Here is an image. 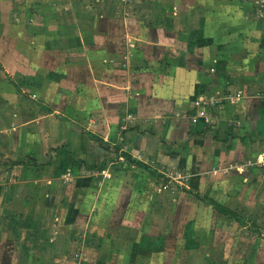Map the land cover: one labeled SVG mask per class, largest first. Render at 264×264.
Returning a JSON list of instances; mask_svg holds the SVG:
<instances>
[{
	"label": "crops",
	"instance_id": "0c3cea01",
	"mask_svg": "<svg viewBox=\"0 0 264 264\" xmlns=\"http://www.w3.org/2000/svg\"><path fill=\"white\" fill-rule=\"evenodd\" d=\"M263 6L264 0H0V106L10 110L0 123L8 114L18 122L2 132L6 141L0 137V168L31 178L45 170L40 180L56 183L54 171L99 172L86 166L121 164L126 158L117 152L129 154L187 177L169 192L177 196L169 212L178 213L176 229L196 203L208 206L192 190L216 175L228 189L230 178L242 177L235 199L259 205L264 186L255 177L264 168L253 166L264 154ZM26 91L32 95L24 98ZM128 163L132 177L150 172ZM78 177L79 185L87 180ZM32 180L38 183L14 184ZM30 198L16 190L5 202L24 211L38 202ZM164 203L158 211L167 214ZM238 214L243 222L260 216L252 207Z\"/></svg>",
	"mask_w": 264,
	"mask_h": 264
},
{
	"label": "rangeland",
	"instance_id": "374dc122",
	"mask_svg": "<svg viewBox=\"0 0 264 264\" xmlns=\"http://www.w3.org/2000/svg\"><path fill=\"white\" fill-rule=\"evenodd\" d=\"M258 13H263L264 18V6ZM27 82L25 78L23 84L29 85ZM22 95L27 98L32 93L26 91ZM3 111L10 110L0 106V115ZM11 121L8 114L7 122L0 123V137L4 136V131H13L18 122ZM27 121L24 119L23 128ZM47 127L45 122L44 128ZM44 141L45 147H50V141ZM117 156L124 157L121 152H117ZM123 160L114 165L103 162L98 165L99 172L79 174L74 167L73 171L64 170L62 174L54 171L58 178L56 183L40 180L45 170L37 171L35 178L21 170L24 177L20 179L21 175L16 177L15 173L7 172L8 167L0 168V264H264V200H261L264 187L258 189L259 205L255 201L247 205L235 199L241 193L243 178L240 176L230 178V189L225 186H228L226 181H221L223 176L211 177L214 180L209 186L200 182L192 193L203 198L202 202L209 207L196 203L195 213L186 219L184 226L181 224L176 229L178 213L176 217L170 216L174 211L169 213L177 197L172 187L180 188L187 177L179 172H160L152 168L148 173L138 170L132 177L131 170L125 174L129 161ZM108 167H120L124 172L115 174ZM254 167L264 168L260 163ZM79 175L87 179L82 185L78 183ZM30 179L38 183L32 180V187L25 182L14 184ZM256 179L264 186V175ZM156 180L165 183L164 187ZM223 186L225 189L221 188ZM16 190L28 196L29 202L30 196L36 195L38 202L26 204L24 211L21 203L7 204L6 198L7 202L11 195L14 198ZM45 193H50L49 204ZM83 197H87L84 212L80 211ZM213 198L234 206L238 213L247 214L252 207L253 214L258 212L260 216L244 220L243 223H247L244 228L241 223L217 216L209 205ZM163 200L167 214L158 211ZM18 205L19 211H16ZM239 208L247 209L240 211ZM26 211L30 212L20 213ZM178 230L182 233L178 234Z\"/></svg>",
	"mask_w": 264,
	"mask_h": 264
},
{
	"label": "trees",
	"instance_id": "16d2710c",
	"mask_svg": "<svg viewBox=\"0 0 264 264\" xmlns=\"http://www.w3.org/2000/svg\"><path fill=\"white\" fill-rule=\"evenodd\" d=\"M227 140V138H226ZM224 140V141H226ZM119 150V148L116 149V151ZM124 157L132 164H135L139 167H144L146 170L151 171V168L146 166L145 164L134 160L133 158H131V156L129 154H123ZM72 159V157H71ZM75 162L77 160H74ZM23 162H17V161H11L9 162L8 165H10L11 167H14L15 165H22ZM86 169L88 171H95V170H100L99 166H92V167H88L86 166ZM199 198V196H197ZM209 205H211L218 213L223 214L225 216H227L230 219H234L235 221H237L238 223H243L242 219L240 218L239 214L232 211L231 209L227 208L226 206L214 201V200H209Z\"/></svg>",
	"mask_w": 264,
	"mask_h": 264
},
{
	"label": "built area",
	"instance_id": "2783aa9c",
	"mask_svg": "<svg viewBox=\"0 0 264 264\" xmlns=\"http://www.w3.org/2000/svg\"><path fill=\"white\" fill-rule=\"evenodd\" d=\"M258 162L264 166V154L260 156V159L258 160Z\"/></svg>",
	"mask_w": 264,
	"mask_h": 264
}]
</instances>
